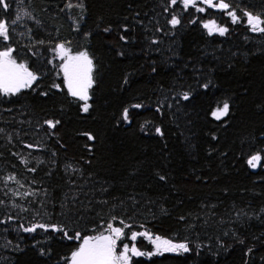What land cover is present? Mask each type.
Instances as JSON below:
<instances>
[{
  "label": "trees",
  "instance_id": "obj_1",
  "mask_svg": "<svg viewBox=\"0 0 264 264\" xmlns=\"http://www.w3.org/2000/svg\"><path fill=\"white\" fill-rule=\"evenodd\" d=\"M224 2L196 0L204 12L182 0L0 5V52L37 77L0 92V264H70L108 224L124 229L119 252H153L132 232L189 248L131 264H264V33L244 15L264 19V0ZM211 21L228 31L209 34ZM61 44L92 59L87 112L54 59ZM38 224L47 230H24Z\"/></svg>",
  "mask_w": 264,
  "mask_h": 264
},
{
  "label": "snow or ice",
  "instance_id": "obj_2",
  "mask_svg": "<svg viewBox=\"0 0 264 264\" xmlns=\"http://www.w3.org/2000/svg\"><path fill=\"white\" fill-rule=\"evenodd\" d=\"M203 3L207 4L209 8H218L220 10H228L229 4L225 3L224 0H219V3H215L214 0H202ZM177 0H171L172 5H176ZM185 9L193 7L198 12H204L203 7L196 6V0H182ZM0 5L7 8L8 5L5 0H0ZM229 16L233 23H238L240 18L236 13L229 12ZM244 15L247 17V24L252 32L264 33V19L260 15H253L249 12H245ZM172 26H176L180 23L176 16H173L170 20ZM208 30L209 34L218 32L219 35L223 36L228 29L226 27H218L214 21L205 23L203 25ZM0 38L7 40L8 37V25L4 22H0ZM58 54L61 59L67 57L66 62L63 65V72L66 79V84L69 92L72 96L79 98L84 101L83 110L88 111L89 105L88 100V88L92 86L93 80L91 76L92 72V60L88 57L86 52H81L78 55L70 56L68 50L63 44L58 46ZM36 76L28 70L24 64H18L12 57L11 50L0 52V92L5 95L15 94L20 91L23 87H30L31 83L36 80ZM183 98L187 100L188 94L185 93ZM138 107V106H137ZM229 112L228 103H224L222 108H218L212 113L213 117L217 120L226 116ZM125 120L128 119V111L125 109L123 113ZM49 127L55 128L57 122L48 121ZM160 130L157 129V132ZM91 138V137H89ZM261 156L259 154L253 155L247 163L250 167L256 168L260 166ZM163 179V177H161ZM123 223V221H121ZM45 228V225L38 224L33 227L24 229L26 232H34L36 228ZM45 230H47L45 228ZM53 231H63V229L53 227ZM108 234L101 233L100 235L84 238L79 249L72 255V264H131L132 257L138 256H152L162 255L164 252H188L189 248L184 243H173L169 239H162L159 236H152L148 232L130 234V239L136 241L138 236L146 237L155 248L154 252H143L140 251L135 245L129 247L128 244H124L122 251L117 253V241L120 240L124 235V229L120 227H113L112 224L107 225ZM67 235V233H65ZM79 239V236L76 237ZM131 253V255H129Z\"/></svg>",
  "mask_w": 264,
  "mask_h": 264
},
{
  "label": "rangeland",
  "instance_id": "obj_3",
  "mask_svg": "<svg viewBox=\"0 0 264 264\" xmlns=\"http://www.w3.org/2000/svg\"><path fill=\"white\" fill-rule=\"evenodd\" d=\"M198 1H200V2H202V0H198ZM205 4V3H204ZM206 6H207V4H205ZM214 8V7H213ZM19 16H21V18H23V16H24V13L23 12H21V11H19ZM216 33H218V32H216ZM59 46V45H58ZM58 46L56 47V50H55V52H54V59L55 60H57L60 64V69H61V72H62V75H63V78H64V81H65V85H66V88H67V90H68V87H67V84H66V79H65V75H64V72H63V65H64V63L66 62V60H67V57H65V59H61L60 58V55L58 54ZM66 48V47H65ZM67 49V48H66ZM68 50V49H67ZM68 53H69V55L70 56H75V55H78L79 53H81V52H78V53H73V52H71L70 50H68ZM88 57H89V55H88ZM90 58V57H89ZM91 59V58H90ZM92 60V59H91ZM92 70H93V62H92ZM91 76H92V72H91ZM24 88H27V87H23V88H21L20 90H22V89H24ZM91 88V87H90ZM90 88H88V100H87V104L89 105V99H90ZM69 91V90H68ZM2 93V92H1ZM70 93V92H69ZM71 94V93H70ZM8 95H11V94H8ZM77 98V97H76ZM79 99V98H78ZM258 169H259V166H258ZM104 234H108V232H103ZM100 235V234H99ZM83 242V241H82ZM82 244V243H81ZM81 244H80V246H81ZM118 245H119V240L117 241V253H119V250H118ZM153 245V244H152ZM79 246V247H80ZM153 247H154V245H153ZM79 249V248H78ZM155 251V248H154V250H153V252ZM164 253H173V252H164ZM163 253V254H164ZM129 255H131V253H129ZM138 257H140V256H138ZM148 257V256H147ZM132 258H134V257H132ZM70 264H72V257H71V260H70Z\"/></svg>",
  "mask_w": 264,
  "mask_h": 264
},
{
  "label": "water",
  "instance_id": "obj_4",
  "mask_svg": "<svg viewBox=\"0 0 264 264\" xmlns=\"http://www.w3.org/2000/svg\"><path fill=\"white\" fill-rule=\"evenodd\" d=\"M257 170H258V167H256V168H252V171L255 173V172H257Z\"/></svg>",
  "mask_w": 264,
  "mask_h": 264
}]
</instances>
